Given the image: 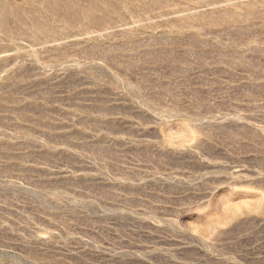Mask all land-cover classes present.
<instances>
[{
  "label": "rangeland",
  "instance_id": "rangeland-1",
  "mask_svg": "<svg viewBox=\"0 0 264 264\" xmlns=\"http://www.w3.org/2000/svg\"><path fill=\"white\" fill-rule=\"evenodd\" d=\"M0 264H264V0H0Z\"/></svg>",
  "mask_w": 264,
  "mask_h": 264
}]
</instances>
